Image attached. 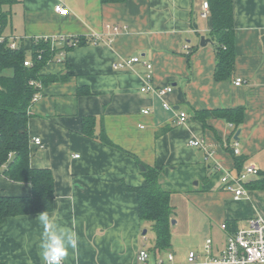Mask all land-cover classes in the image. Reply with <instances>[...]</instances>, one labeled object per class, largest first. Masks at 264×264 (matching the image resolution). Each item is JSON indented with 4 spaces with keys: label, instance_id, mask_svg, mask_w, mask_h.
<instances>
[{
    "label": "crops",
    "instance_id": "1",
    "mask_svg": "<svg viewBox=\"0 0 264 264\" xmlns=\"http://www.w3.org/2000/svg\"><path fill=\"white\" fill-rule=\"evenodd\" d=\"M205 1L64 0L67 15L55 10L58 0H18L10 6L4 35L16 46L30 50L35 39L54 36L90 39L42 68L43 74L68 76L41 86L28 120L31 140L45 143H30L31 166L49 168L54 175L55 207L49 214L69 228L74 225L79 237L77 251L69 250L62 264H142L140 250L148 251V264H217L209 259L226 245L224 222L245 225L253 217L264 218V189L249 187L259 175L237 198L220 180L224 171L237 174L251 163L264 172V0H233L235 65L230 78L219 80ZM203 36L210 41L201 45ZM131 56L141 61L115 68L116 61ZM145 61L153 64L151 83L171 86V92L141 91ZM221 107H244L238 129L221 117H198L197 111ZM181 112L187 114L183 121ZM86 115L94 117L96 134L105 131L131 155L85 135ZM192 139L203 145L190 144ZM236 143L240 154H235ZM237 155L244 158L241 166ZM142 163L164 168L163 186L175 209L168 249L155 248L156 229L141 219L139 198L130 189L147 184ZM31 192L29 183L0 173V195ZM39 214L0 223L1 261L42 264ZM208 238L213 241L209 252ZM192 251L198 256L194 263L188 256Z\"/></svg>",
    "mask_w": 264,
    "mask_h": 264
},
{
    "label": "trees",
    "instance_id": "2",
    "mask_svg": "<svg viewBox=\"0 0 264 264\" xmlns=\"http://www.w3.org/2000/svg\"><path fill=\"white\" fill-rule=\"evenodd\" d=\"M18 0H0V173L14 182L29 183L32 192L28 196L0 195V223L7 217L28 215L52 211L55 207L54 175L49 168H34L30 163V143L28 120L32 115L33 95L40 92L41 86L49 82L65 79L68 75L43 74L42 68L55 59L61 50H69L74 46H83L90 42L86 36L78 37L74 44L64 47L52 46L51 40L35 39L30 50L23 46L11 47L10 41L4 35L11 18V5ZM123 0H102V2ZM209 13L212 17L211 37L217 53L216 78H230L234 70L236 46V31L234 26L233 0H207ZM8 7V8H7ZM42 54L39 57V54ZM31 60L32 65L24 62ZM13 69L6 75L4 69ZM41 83V86L32 84ZM80 93L84 92L80 87ZM198 117L224 118L234 123L238 129L244 117V107L205 109L197 111ZM83 133L97 139L103 144L130 154L115 144L101 130L96 134L94 117L86 115L82 118ZM165 130V129H164ZM162 130V131H164ZM243 157L236 156L237 165L242 164ZM141 162V161H140ZM143 164V163H142ZM146 168L143 175L147 184L130 188L139 198V212L143 221H152L156 229V249L164 250L171 247L170 222L175 214L170 192L162 182L163 167L143 164ZM241 170V169H240ZM259 178L249 185L250 188L264 189V172L260 171ZM231 231L238 228L236 222H229ZM0 264H7L0 260Z\"/></svg>",
    "mask_w": 264,
    "mask_h": 264
},
{
    "label": "built area",
    "instance_id": "3",
    "mask_svg": "<svg viewBox=\"0 0 264 264\" xmlns=\"http://www.w3.org/2000/svg\"><path fill=\"white\" fill-rule=\"evenodd\" d=\"M205 12L204 15L209 10V2L205 1L204 3ZM55 10L62 14L67 15L69 12V8L65 5L64 0H58L55 4ZM109 28L113 29L115 32L120 30L119 25H108ZM46 40H51L52 46L58 45H66V44H75L78 41L76 37H57L54 36L52 38L45 37ZM11 47L15 48L16 45L14 42L10 43ZM66 50H61L58 53V59L63 60L65 58ZM42 54H39L41 57ZM140 56H131L129 58H123L121 60L116 61L114 64L115 68H129L135 63L140 62ZM26 65H32L31 60H26L24 62ZM148 68L146 74V82L144 86L141 88L142 92L145 91H155L160 95L164 96L167 93L172 91L171 86L156 88L151 82L153 77V64L145 61L144 62ZM32 84H36L41 86V83L36 81H32ZM237 84L241 83V79L236 81ZM33 102L37 101L40 97L39 93L33 95ZM164 106L167 108H171V105L168 101H165ZM145 112H149V109H146ZM187 118V114L185 112H181L179 115V120L183 121ZM33 142L39 146H45L44 140L39 137H34ZM190 144L196 146H202V141L199 139H192ZM235 154H240L241 150H239L237 143L234 148ZM261 169L259 166L254 163L248 164L242 170H240L237 174H233L231 171H224L220 180L224 183L226 188H229L234 191V194L237 197H240L244 193L247 192L245 184L251 181V177L253 175H259ZM223 228L227 231V242L224 246V249L221 251L219 256H212L209 260L211 262L217 264H264V218L261 216H256L247 221L245 225H238L237 230L231 231L229 225L224 222ZM212 239L208 238L206 243V251L209 252L212 248ZM189 261L194 263L198 260V256L196 251H192L189 253ZM138 260L142 264H148L149 253L147 250H140L138 252ZM168 260L173 261L174 256L172 254L168 255ZM156 264H163V260L158 261Z\"/></svg>",
    "mask_w": 264,
    "mask_h": 264
},
{
    "label": "clouds",
    "instance_id": "4",
    "mask_svg": "<svg viewBox=\"0 0 264 264\" xmlns=\"http://www.w3.org/2000/svg\"><path fill=\"white\" fill-rule=\"evenodd\" d=\"M36 219L43 229L38 244L42 264H62L69 256V250L75 254L79 237L74 231V225L69 228L59 223L48 211L41 212Z\"/></svg>",
    "mask_w": 264,
    "mask_h": 264
},
{
    "label": "water",
    "instance_id": "5",
    "mask_svg": "<svg viewBox=\"0 0 264 264\" xmlns=\"http://www.w3.org/2000/svg\"><path fill=\"white\" fill-rule=\"evenodd\" d=\"M207 41H210V39H208V38H206L205 36H203L202 37V39H201V45H203V44H205ZM239 130L236 132V138H238L239 137ZM144 170H145V167H142ZM172 223H175V220H172Z\"/></svg>",
    "mask_w": 264,
    "mask_h": 264
},
{
    "label": "rangeland",
    "instance_id": "6",
    "mask_svg": "<svg viewBox=\"0 0 264 264\" xmlns=\"http://www.w3.org/2000/svg\"><path fill=\"white\" fill-rule=\"evenodd\" d=\"M7 30H8V29H7ZM7 30H6V31H7ZM6 31H5V33H7ZM3 73L6 74V75H10V74L13 73V69H12V68L4 69V70H3ZM148 242H150V240H149ZM150 244H152V243H150Z\"/></svg>",
    "mask_w": 264,
    "mask_h": 264
}]
</instances>
